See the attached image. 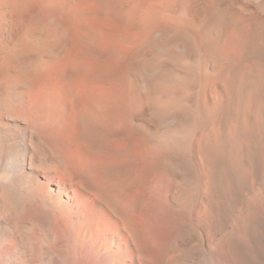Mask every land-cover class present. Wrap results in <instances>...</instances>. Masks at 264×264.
I'll use <instances>...</instances> for the list:
<instances>
[{
  "label": "bare ground",
  "instance_id": "6f19581e",
  "mask_svg": "<svg viewBox=\"0 0 264 264\" xmlns=\"http://www.w3.org/2000/svg\"><path fill=\"white\" fill-rule=\"evenodd\" d=\"M0 264H264V0H0Z\"/></svg>",
  "mask_w": 264,
  "mask_h": 264
}]
</instances>
